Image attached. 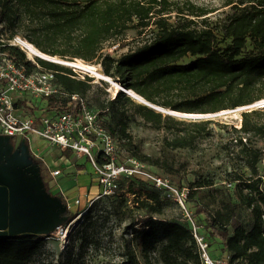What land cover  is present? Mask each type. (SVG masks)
I'll return each mask as SVG.
<instances>
[{"label":"trees","instance_id":"16d2710c","mask_svg":"<svg viewBox=\"0 0 264 264\" xmlns=\"http://www.w3.org/2000/svg\"><path fill=\"white\" fill-rule=\"evenodd\" d=\"M221 6L218 31L209 15L217 9L190 0H0V52L28 71L35 69L36 63L25 50L12 42L22 34L50 56L101 64L106 75L154 105L184 113H215L264 99V0H223ZM172 13L179 21H170ZM152 24L157 28L154 37L136 49L120 57L103 53L110 39ZM189 56L193 59L187 61ZM36 62L55 71L57 84L67 93L86 97L92 88L91 76L79 79L69 66L40 57ZM43 99L45 114L68 105L56 96ZM92 100L118 144L120 159L137 158L172 178L181 173L175 150L195 149L215 132L211 119L186 121L164 115L137 103L124 91L108 101L95 93ZM136 114L152 127L170 133L160 155L145 153L130 133L129 124ZM241 115L239 127L221 125L234 134L222 149L231 162L248 167L250 174L233 169L232 179L238 181L234 193L224 190L218 199L208 190L216 205L198 202L196 212L204 215L205 224H201L209 239L222 242L230 264H264V175L260 173L264 107L244 110ZM199 174L188 183L189 203L213 185ZM128 194L133 196L131 201ZM103 197L112 215L129 220L147 259L157 248L163 264H202L189 220L166 217L169 204H177L150 181L136 176L121 178L117 190ZM98 203L87 209L85 219L91 218ZM244 212L249 216L244 217ZM43 244V237L36 234L0 236V264H33ZM123 254L117 264H142L134 247L128 246ZM68 259L70 264L72 257Z\"/></svg>","mask_w":264,"mask_h":264},{"label":"rangeland","instance_id":"374dc122","mask_svg":"<svg viewBox=\"0 0 264 264\" xmlns=\"http://www.w3.org/2000/svg\"><path fill=\"white\" fill-rule=\"evenodd\" d=\"M185 1L187 0H170L172 3H183ZM190 1L217 9L209 15L210 22L219 31L224 10L221 6L223 0ZM157 8H160V6ZM177 20L179 21V16L176 13H172L170 21L177 22ZM156 31L155 24L146 28L140 26L132 28L123 35L107 41L104 44L103 53L120 57L152 39ZM18 37L26 40L22 34L18 35ZM23 49L25 48L23 47ZM26 54L29 59H37V56H31L28 52ZM56 57L65 61H75L77 59L70 60L59 56ZM44 59H51V61L67 66L62 61L48 57ZM192 59L190 56L186 58L187 61ZM80 60L97 67L104 73L101 64ZM90 75L92 77V88L87 93L86 98L90 106L99 112L98 105L92 100L93 95L97 93L101 100L104 101L114 99L118 94L116 85L119 81L108 75L106 76L110 80L101 79L94 73H90ZM127 94L137 103L145 104L130 93ZM29 96L30 98L24 99L25 104L22 107L24 115H35L46 110L47 104L43 98ZM156 106L160 108L156 110L164 115H171L186 121L211 119L214 121L211 126L214 127L215 132L212 137L201 140L195 149L175 150L177 163L181 168V173L177 177L172 178L162 173L155 166H150L148 170L168 177L175 185L179 186L181 184L187 189L189 188L188 183L199 177V173H203L206 179H210L213 185L209 189L202 190V196L190 201L189 209L193 213L196 212L198 202L203 205L210 203L211 206H215L216 203L212 202L214 196L219 199L224 190L234 193L238 181L232 179L231 171L238 169L240 172L249 175L250 169L241 164L231 162L224 153L222 149L223 143L234 134L233 131L223 128L221 125L228 124L239 127L242 121L241 113L247 109L263 108L264 99L250 105L225 109L215 113H184ZM54 112L50 110L46 111V114L51 115ZM129 131L135 141L141 144L143 151L150 155H160L166 138L170 137L169 132L152 127L150 123L146 122L138 114L132 117ZM73 155L74 152L61 149L58 146H52L48 141L36 134L8 136L1 133L0 127V181L20 182L26 186L29 196L34 197L41 193L43 196H48V198L54 197L55 199L52 200L56 204L62 205L64 209L66 207L65 212L60 215V217H65V221L60 222L57 226H48L39 235L43 237L44 244L33 257L32 263L67 264L68 258L72 257L70 264H117L124 257L123 253L126 248L131 246L136 250L142 264H163L158 259L157 248L151 250L149 259L145 257L139 239L134 236V233L129 228L128 219L121 220L109 212L108 200L102 196V189L96 180L94 167L89 157L87 155L79 157L78 164L72 162ZM55 169L61 170V174L56 177L51 175V170ZM79 170H81L80 173L78 172ZM260 173L264 175V162L260 164ZM78 174L82 175L81 178H84L85 182H88L80 185ZM208 190L214 194L213 197L207 194ZM127 196L131 201L133 196L129 194ZM95 202L99 203L92 210L91 218L85 219L84 213ZM75 214L77 215L72 218L68 217V215ZM243 215L248 217L249 213L244 212ZM166 217L177 218L184 217V215L178 206L170 203ZM194 217L199 223L205 224L203 214L196 212ZM67 229H70L69 234L67 238H64ZM204 230L208 232L207 229ZM210 241L214 252L221 254L223 252L221 249L222 242L218 238L211 237Z\"/></svg>","mask_w":264,"mask_h":264},{"label":"built area","instance_id":"2783aa9c","mask_svg":"<svg viewBox=\"0 0 264 264\" xmlns=\"http://www.w3.org/2000/svg\"><path fill=\"white\" fill-rule=\"evenodd\" d=\"M1 29L0 24V32ZM12 42L24 47V41L18 36ZM23 50L28 52L26 48ZM32 61L37 67L28 71L18 65L14 58L0 52L1 133L8 136L36 134L52 146L71 150L79 157L87 155L101 186L102 196L114 193L121 178L136 176L150 181L156 188L163 190L181 209L184 218L189 220L202 264H230L228 253L214 252L204 225L195 219L189 209V189L180 188L168 177L150 172L146 164L137 158L120 159L114 136L105 127L103 116L90 106L87 98L63 91L56 82L55 71L43 69L35 59ZM63 63L72 68L76 78L85 79L93 73L78 67L75 61ZM116 87L118 92L130 93L122 82H118ZM23 95L38 98L56 96L61 101L67 100L68 105L65 109L55 110L51 115H24L17 106L18 97ZM60 174V169L51 171L54 177Z\"/></svg>","mask_w":264,"mask_h":264},{"label":"water","instance_id":"95a60500","mask_svg":"<svg viewBox=\"0 0 264 264\" xmlns=\"http://www.w3.org/2000/svg\"><path fill=\"white\" fill-rule=\"evenodd\" d=\"M130 94L133 95V93ZM145 104L154 109H160L148 101ZM52 199L55 198H48L41 193L34 197L29 196L26 186L20 182L0 181V236L40 235L48 226H57L65 221V217L60 215L65 212L66 207L64 209ZM55 210L58 211V216L54 214Z\"/></svg>","mask_w":264,"mask_h":264},{"label":"bare ground","instance_id":"6f19581e","mask_svg":"<svg viewBox=\"0 0 264 264\" xmlns=\"http://www.w3.org/2000/svg\"><path fill=\"white\" fill-rule=\"evenodd\" d=\"M23 41H24L23 42L24 47L27 49V51L29 52V54L31 56H37V57L44 56V57H48V58L55 59L57 61L65 62V60L59 59V58H57L55 56H50V55L42 52L34 44L30 43L29 41H27V40H23ZM75 63H76V65H78V67L83 68V69H86V70H89V71L95 73L101 79H108V77L106 76V74H104L97 67H95V66H93L91 64L85 63L84 61H82L80 59H76L75 60ZM129 92L130 93H133V96L135 98H137L138 100H140L141 102H144V103L147 102L146 99H144L142 96H140L137 93H135L133 90H129ZM69 230L70 229H67V231H66V233L64 235V238H67L68 237Z\"/></svg>","mask_w":264,"mask_h":264},{"label":"crops","instance_id":"0c3cea01","mask_svg":"<svg viewBox=\"0 0 264 264\" xmlns=\"http://www.w3.org/2000/svg\"><path fill=\"white\" fill-rule=\"evenodd\" d=\"M23 98V99H22ZM25 98H30V96L29 95H23V96H20V97H18V107H19V109L21 110H19V112H22L23 113V111H22V107L24 106V104H25V102H24V99ZM44 111L45 110H43V111H41V112H39V113H37V114H35L36 116H40V115H44L45 113H44ZM24 114V113H23ZM27 115V114H26ZM62 149V148H61ZM69 151H71V150H69ZM71 152H73V151H71ZM78 159H79V156H77L76 154H75V152H74V155H73V160H72V162H76V163H78L77 161H78ZM79 164V163H78ZM52 171V170H51ZM79 173L81 172V170H79L78 171ZM78 182H79V184L80 185H83V184H86L88 181H86L85 182V179L83 178H81L82 177V175H80V174H78ZM218 254V253H217Z\"/></svg>","mask_w":264,"mask_h":264},{"label":"flooded vegetation","instance_id":"af4514ba","mask_svg":"<svg viewBox=\"0 0 264 264\" xmlns=\"http://www.w3.org/2000/svg\"><path fill=\"white\" fill-rule=\"evenodd\" d=\"M16 187H17V185L15 184V185H14V188L16 189ZM47 209H48V208H47ZM48 210H50V211H51L52 209H48ZM19 211H20V210H19ZM54 214L58 216V211H57V210H55Z\"/></svg>","mask_w":264,"mask_h":264}]
</instances>
